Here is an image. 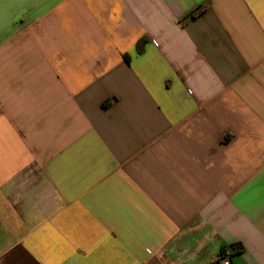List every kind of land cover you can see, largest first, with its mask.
<instances>
[{"label": "crops", "instance_id": "crops-1", "mask_svg": "<svg viewBox=\"0 0 264 264\" xmlns=\"http://www.w3.org/2000/svg\"><path fill=\"white\" fill-rule=\"evenodd\" d=\"M225 259L264 264V0H0V264Z\"/></svg>", "mask_w": 264, "mask_h": 264}, {"label": "trees", "instance_id": "trees-1", "mask_svg": "<svg viewBox=\"0 0 264 264\" xmlns=\"http://www.w3.org/2000/svg\"><path fill=\"white\" fill-rule=\"evenodd\" d=\"M137 50H141V44H140V42L137 43ZM232 246H233V248H235L236 250H237V249H240L239 246H234V245H232ZM220 253H223V250H221Z\"/></svg>", "mask_w": 264, "mask_h": 264}, {"label": "built area", "instance_id": "built-area-1", "mask_svg": "<svg viewBox=\"0 0 264 264\" xmlns=\"http://www.w3.org/2000/svg\"><path fill=\"white\" fill-rule=\"evenodd\" d=\"M223 264H229L228 259H225V260L223 261Z\"/></svg>", "mask_w": 264, "mask_h": 264}]
</instances>
